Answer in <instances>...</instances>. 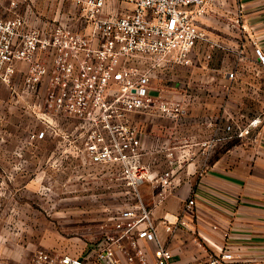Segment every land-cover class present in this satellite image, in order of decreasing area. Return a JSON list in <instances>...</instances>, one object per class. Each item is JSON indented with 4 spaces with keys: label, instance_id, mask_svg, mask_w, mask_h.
Wrapping results in <instances>:
<instances>
[{
    "label": "built area",
    "instance_id": "1",
    "mask_svg": "<svg viewBox=\"0 0 264 264\" xmlns=\"http://www.w3.org/2000/svg\"><path fill=\"white\" fill-rule=\"evenodd\" d=\"M209 1L72 0L74 10L41 24L16 10L10 16L0 13V77L13 83L23 64V88L36 99L34 111L48 124L65 123L73 141H82L86 161L115 166L136 196L108 218L92 255H64L60 264H87L91 259L105 264H170L173 252L160 240L154 210L175 188L188 154L175 156L169 150L172 166L158 176L151 172L143 163L145 123L147 118H169L177 127L184 125L180 119L186 95L166 97L170 90L154 79L166 65H191L199 42L205 40L210 48L218 45L199 26ZM117 2L132 8H120ZM17 6L12 1L11 9ZM256 53L264 65L262 49L257 47ZM228 76L235 79L237 70ZM261 122L257 116L244 127L229 123L223 130L246 137ZM50 134L49 125L34 136ZM215 142L203 141V146L210 153ZM147 182L156 183L152 204L140 191ZM195 206L190 197L177 214L164 217L166 230L174 234L189 228ZM53 257L41 254L50 264ZM200 264L244 263L226 247Z\"/></svg>",
    "mask_w": 264,
    "mask_h": 264
},
{
    "label": "rangeland",
    "instance_id": "2",
    "mask_svg": "<svg viewBox=\"0 0 264 264\" xmlns=\"http://www.w3.org/2000/svg\"><path fill=\"white\" fill-rule=\"evenodd\" d=\"M12 1L18 3L14 9ZM71 2L0 0V13L10 16L16 10L39 24L58 13L74 10ZM117 6L132 8L119 2ZM205 9L210 24L215 25L219 10L214 4ZM198 19L202 28L204 21ZM227 24L226 21L223 28L229 35L233 30ZM208 37L211 42L220 43L215 30ZM205 43L201 41L194 48L191 65H166L154 79L157 85L170 90L166 97L182 99L186 95L185 107L191 116L183 115L181 123H186L188 117L200 120L205 104L200 93L215 89V76L232 69L238 73L233 44L222 49L219 45L210 48ZM207 51L210 57H206ZM211 69L213 77L205 82ZM24 72L25 66L21 64L13 83L0 77V264H50L41 258L42 253L53 255V264H60L58 259L64 255H83L88 250L92 255L108 218L136 196L115 166L86 161L82 141H73L65 123L48 124L34 111L36 99L23 88ZM208 106L212 112L219 109L214 98L208 99ZM222 110L224 121L230 123L235 119L225 108ZM238 116L241 122L248 117L245 113ZM147 119L143 163L158 176L172 166L168 148L178 146L177 151L183 150L187 132L169 118ZM49 125L52 134L47 138L34 136ZM198 139L197 131L194 140ZM147 183L152 186V182ZM149 196L153 198L154 191Z\"/></svg>",
    "mask_w": 264,
    "mask_h": 264
},
{
    "label": "crops",
    "instance_id": "3",
    "mask_svg": "<svg viewBox=\"0 0 264 264\" xmlns=\"http://www.w3.org/2000/svg\"><path fill=\"white\" fill-rule=\"evenodd\" d=\"M208 3L207 7L214 4L219 10L217 22L210 24L206 9L200 16L204 21L201 26L207 34L215 30L222 49L228 44L235 46L238 73L235 79L229 78V71L215 76V89L200 93L205 98L200 120L196 122L188 117L183 125L187 132L184 149L168 148L175 156L186 152L188 159L178 171L175 188L164 204L155 208V218L161 242L168 244L173 252L170 264H200L208 255L226 247L239 263L264 264V65L256 53L257 47L264 53V0H210ZM29 20L33 22L31 17ZM226 21L233 30L229 35L223 28ZM206 57H210L209 51ZM211 71L207 72L205 82L213 77ZM213 98L219 106L215 112L208 106V99ZM222 108L234 116L230 123L237 126L244 127L257 116L262 122L245 141V137L223 130L229 122L223 120ZM239 113L248 115L246 121H240ZM187 115L191 116L188 109L184 116ZM197 131L199 139L194 140ZM203 141L217 142L209 153ZM155 185H141L148 204L154 201V196L149 195ZM190 197L196 201L195 214L189 215L190 227L171 234L162 219L177 214ZM149 246L152 249L154 244ZM88 253L89 250L81 257L90 256ZM87 264L105 263L92 260Z\"/></svg>",
    "mask_w": 264,
    "mask_h": 264
}]
</instances>
